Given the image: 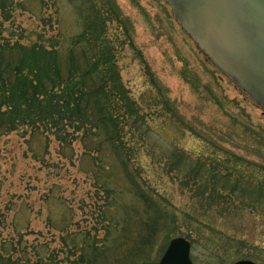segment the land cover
<instances>
[{"label": "rangeland", "instance_id": "obj_1", "mask_svg": "<svg viewBox=\"0 0 264 264\" xmlns=\"http://www.w3.org/2000/svg\"><path fill=\"white\" fill-rule=\"evenodd\" d=\"M73 40L112 55L134 103L125 121L145 122L129 142L136 147L132 176L173 213L174 237L190 242L193 264H264V109L198 49L165 0H0V44L55 50L45 65L56 62L64 77ZM54 117L63 122V113ZM53 131L22 125L0 133V248L14 245V257L27 264H72L96 245V264H122L126 247L115 250L121 229L107 223L108 212L117 221L141 204L114 160L110 186L123 191L111 205L94 151L79 139L61 142ZM202 175L209 184L194 191ZM231 178L242 182L245 196L231 193ZM164 244L158 237L150 256L161 255Z\"/></svg>", "mask_w": 264, "mask_h": 264}, {"label": "trees", "instance_id": "obj_2", "mask_svg": "<svg viewBox=\"0 0 264 264\" xmlns=\"http://www.w3.org/2000/svg\"><path fill=\"white\" fill-rule=\"evenodd\" d=\"M82 42L73 40L69 49V65L64 77L56 62H53L50 70L45 65L47 59L52 57L50 53L56 52L55 50L47 51L43 46L37 45L27 47L17 43L0 44V133H8L22 125L31 128L43 126L47 130L54 128L53 134H56L61 142H68V137L72 140L79 139L84 143L87 153L94 151L96 154L98 161L95 173L98 178L100 177L99 185L103 188L106 199L111 201V205L118 194L117 190L123 191L122 186H110L113 179L111 180L108 173L113 170L115 160L121 169V175L130 183L131 190L128 191L132 192L134 198L141 204L140 211L123 213L120 220H117L118 223L114 218L115 213L108 212L110 221L107 223L110 225L113 223L114 228L120 226L121 229L114 246L115 250L126 247L118 258H123L122 264H156L160 255L153 258L150 256L153 242L158 237L164 238V248L176 231L173 213L166 205L161 204L159 194L151 185L145 186L146 182L142 178L139 181L133 177V171L129 168L130 161L136 156V147L129 142L136 139L145 122H126L127 116L131 118L133 116L134 103L126 95L116 66L110 59L112 55L96 53L89 44L87 47L81 44ZM10 48L15 52L8 57L5 53ZM77 48L80 58L75 57ZM54 59L56 60L55 57ZM55 113L58 115L63 113V122H55ZM66 126L71 131H67V137L64 135L62 137L60 132ZM175 158L179 160L181 156L176 155ZM178 160L176 163L180 162ZM197 163L201 162L197 160L190 164L187 172H193L194 168H197ZM203 165L205 164H201ZM206 172L207 170L202 174ZM210 174L215 176L220 173L213 169ZM207 176L202 175L199 178L200 182L198 179L195 180L198 188L194 191L201 188L205 191L209 184ZM227 177L229 178L227 175L223 176L225 181ZM212 180L213 185L220 186L219 181ZM231 180L234 178L227 179L231 193L245 196L240 187L242 182L240 183L238 178L230 183ZM216 189L217 187H212V191ZM93 246L90 252H84L82 246H79L82 250L80 260L72 264H96V257L102 252H98L99 250L95 252L98 248L96 245ZM74 247L77 249L76 245ZM88 247L90 248L89 243ZM10 249L11 251H7L3 247L0 248V264H27L14 257L16 254L14 245H10ZM2 251L6 253L3 255Z\"/></svg>", "mask_w": 264, "mask_h": 264}, {"label": "water", "instance_id": "obj_3", "mask_svg": "<svg viewBox=\"0 0 264 264\" xmlns=\"http://www.w3.org/2000/svg\"><path fill=\"white\" fill-rule=\"evenodd\" d=\"M165 1L198 49L264 109V0ZM157 264H193L190 243L183 237L171 239Z\"/></svg>", "mask_w": 264, "mask_h": 264}]
</instances>
